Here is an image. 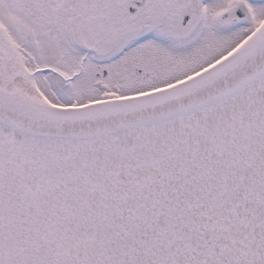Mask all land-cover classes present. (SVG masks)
Returning <instances> with one entry per match:
<instances>
[{"label":"snow or ice","instance_id":"1","mask_svg":"<svg viewBox=\"0 0 264 264\" xmlns=\"http://www.w3.org/2000/svg\"><path fill=\"white\" fill-rule=\"evenodd\" d=\"M0 264H264V0H0Z\"/></svg>","mask_w":264,"mask_h":264}]
</instances>
